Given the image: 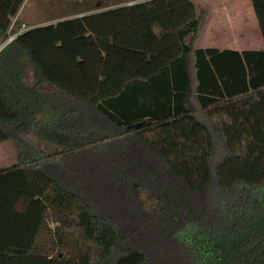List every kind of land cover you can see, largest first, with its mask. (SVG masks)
<instances>
[{"label": "trees", "instance_id": "16d2710c", "mask_svg": "<svg viewBox=\"0 0 264 264\" xmlns=\"http://www.w3.org/2000/svg\"><path fill=\"white\" fill-rule=\"evenodd\" d=\"M101 1L31 27L0 0V264H264V49L198 47L192 0Z\"/></svg>", "mask_w": 264, "mask_h": 264}, {"label": "crops", "instance_id": "0c3cea01", "mask_svg": "<svg viewBox=\"0 0 264 264\" xmlns=\"http://www.w3.org/2000/svg\"><path fill=\"white\" fill-rule=\"evenodd\" d=\"M136 1L139 0H130L131 3ZM192 1L197 7L202 6L209 10L206 25L197 42L198 47L239 51L264 49V38L252 0ZM97 4L101 5L102 1H98ZM26 5L27 0L18 14L19 17L25 11ZM109 6L112 7L114 4ZM7 160L8 157H2L0 163H5ZM8 166L10 165H0V168Z\"/></svg>", "mask_w": 264, "mask_h": 264}, {"label": "rangeland", "instance_id": "374dc122", "mask_svg": "<svg viewBox=\"0 0 264 264\" xmlns=\"http://www.w3.org/2000/svg\"><path fill=\"white\" fill-rule=\"evenodd\" d=\"M77 1L82 2V3L84 2V0H77ZM93 1L94 2L92 6L96 7L98 5L97 0H93ZM73 2L74 0H27L25 11L22 13L21 16L27 23H36L35 25L31 27L41 25V24L56 22L58 21V19L50 20L48 22H41V21H43L44 19H49V17H53V16L58 17L59 15H62L63 13L68 11L70 7H73V4H74ZM85 2H87V0H85ZM98 7L100 6L98 5ZM96 10L98 9H95L94 11ZM72 13L73 12H70L69 14H72ZM68 17H72V16H66L65 18H68ZM28 26L30 25L26 24L24 28H27ZM24 28L22 27L21 31L24 30ZM3 45L4 43L0 44V49L3 47ZM28 79L32 80L31 72H29L28 74ZM17 155H18V149L12 141H5L3 143H0V158L2 157L9 158L7 162L5 163L1 162L0 165L13 164L14 161L16 160Z\"/></svg>", "mask_w": 264, "mask_h": 264}, {"label": "built area", "instance_id": "2783aa9c", "mask_svg": "<svg viewBox=\"0 0 264 264\" xmlns=\"http://www.w3.org/2000/svg\"><path fill=\"white\" fill-rule=\"evenodd\" d=\"M18 33H19V32L13 34V35L9 38V40H12V39H13Z\"/></svg>", "mask_w": 264, "mask_h": 264}]
</instances>
